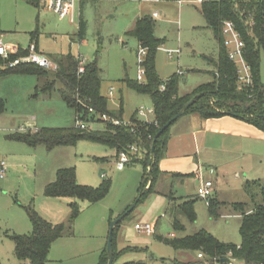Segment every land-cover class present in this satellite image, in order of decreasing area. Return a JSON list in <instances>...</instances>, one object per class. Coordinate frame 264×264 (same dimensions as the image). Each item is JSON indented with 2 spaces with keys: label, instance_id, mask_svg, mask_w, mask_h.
Instances as JSON below:
<instances>
[{
  "label": "rangeland",
  "instance_id": "1",
  "mask_svg": "<svg viewBox=\"0 0 264 264\" xmlns=\"http://www.w3.org/2000/svg\"><path fill=\"white\" fill-rule=\"evenodd\" d=\"M181 2L179 8L174 4L155 6L140 0H85L75 7L74 21L70 22V17L58 19L40 4L35 7L27 0H0V31L6 45L27 48L36 42L38 52L54 62L70 53L84 62L95 63L100 70V93L107 99L108 108L117 109L121 100L122 122L127 124L135 116L151 123L153 116L144 118L136 114L140 107L152 109L149 96L129 89L123 82L136 81L138 43L127 36L136 18L157 12L159 17L152 21L160 45L154 55V70L161 82L181 72L180 95L211 81L214 67L210 61H216L219 55V43L201 14V5L196 0ZM174 51L178 54L169 57L168 53ZM258 65L259 78L264 83L263 51ZM39 85L40 80L33 75H0V160L6 163L7 171L5 179L0 180V264H20L13 255L10 237L31 234L27 209L49 224L63 226V236L50 246L48 264H102L111 223L133 205L114 231L112 264H173L174 261L215 264L214 260H197L198 253L175 251L163 241L170 240L171 234L179 239L205 232L222 244H240L241 214L262 204L263 144L227 150L217 158L216 167H196L179 178L167 176L162 180L160 159L151 192L136 204L143 177L139 162L118 171L114 151L99 144L82 141L73 147L49 150L44 145L33 147L13 139L24 132L74 127L75 117L63 102L59 87L47 93L36 91ZM109 88H113V96H109ZM87 128L102 130L103 125L94 122ZM138 155L137 159L143 154ZM67 168L74 169L78 185L90 188H97L104 176L103 180L110 182L109 192L94 204L45 197L44 189L55 181L57 171ZM209 168L213 169L211 175ZM195 175L202 181L211 180L216 188L209 197L214 200L211 210L205 200L196 196L199 180ZM182 201H194V222L175 214V207ZM70 203H75L79 211L73 221ZM174 219L179 229L173 228ZM136 223L155 225L154 235L137 233Z\"/></svg>",
  "mask_w": 264,
  "mask_h": 264
},
{
  "label": "trees",
  "instance_id": "2",
  "mask_svg": "<svg viewBox=\"0 0 264 264\" xmlns=\"http://www.w3.org/2000/svg\"><path fill=\"white\" fill-rule=\"evenodd\" d=\"M27 2L35 7L38 4V0H27ZM200 5L202 16L219 43L218 58L216 61H211L214 71L211 73L210 82L201 84L189 93L180 95L178 89L180 76L170 77L165 82L159 80L154 70V55L160 41L154 34L153 19L145 16L137 20L131 31L127 33V36L133 37L137 41L138 46L147 49L143 62L144 81L142 84L137 81L123 82L129 89L149 96L154 113L151 123L139 121L135 116H131L127 124L114 125L109 121H102L99 117L106 115L108 118L122 123V105L120 104L115 111L110 110L107 99L100 93V70L96 64L86 62L83 65V72L78 73L81 60L68 53L55 61L57 70L52 73L34 65H21L1 71L0 74L33 75L40 80V87H36V91L50 93L54 88L59 87L60 96L65 105L71 109L74 117L79 116L87 125L94 122L101 123L103 129L48 128L33 133L24 132L14 135L13 139L33 147L44 145L49 150L58 146L73 147L78 142L86 141L113 150L116 158L120 152L127 151L129 147H136L138 154H143L142 157L135 158L132 162H139L143 167V177L139 187L140 194L136 201L138 204L152 190L157 164L163 158L167 148L168 130L175 122L171 123L155 139L156 134L190 103L191 105L186 108L183 116L197 114L203 119L231 116L248 122L264 133V83L260 81L258 69L259 54L261 51L264 52V34L260 30V22H257L254 36H247L246 27L242 22V14L252 11L257 5L253 1L243 2L242 0L202 2ZM257 9L259 10L260 7L257 6ZM225 21L232 22L236 26L245 42L246 61L252 75L250 88L237 89L236 68L227 58L221 35L222 24ZM21 55L23 52L20 50L10 59L13 60ZM161 86H164L163 91H160ZM89 109L92 110L91 113ZM148 169H150L149 172ZM101 179L97 188L81 186L75 181L73 168L61 169L57 171L55 181L45 187L44 196L47 198H68L94 204L102 200L110 189V182ZM149 183L150 186L146 189ZM260 195L262 204L255 207L254 210L241 214L239 226L241 241L238 246L222 244L205 232L179 239L173 237L163 241L175 251L201 253L206 260H216L221 264H227L230 260L243 264H264V184ZM169 200L171 202L172 197ZM206 202L208 209L211 210L214 200L208 199ZM193 203L194 201L180 203L175 207V214L180 213L189 222H194ZM69 208L71 210L70 219L73 221L79 211L75 203H70ZM26 213L32 232L30 235H12L10 237L14 247L13 255L20 264H48L47 256L50 246L63 236V226L45 222L31 209H27ZM117 225L112 232V248ZM173 228H180L176 219H174ZM114 260L115 251L113 248V262ZM102 264H107L106 253ZM173 264L190 263L174 261Z\"/></svg>",
  "mask_w": 264,
  "mask_h": 264
},
{
  "label": "built area",
  "instance_id": "3",
  "mask_svg": "<svg viewBox=\"0 0 264 264\" xmlns=\"http://www.w3.org/2000/svg\"><path fill=\"white\" fill-rule=\"evenodd\" d=\"M85 0H38V3L42 6L43 9H46L56 15L59 19L72 18V13L77 5H80ZM145 3H162L167 1H174L178 5H181L180 0H140ZM256 3L260 9H257V6L252 9V11L243 15V24L246 27L247 36H254V29L257 26V22H260V30L264 34V0H252ZM202 0H196V3L201 4ZM153 18L157 17V14L152 15ZM221 35L223 37V46L225 47L226 55L228 60L236 68V84L238 90H243L250 88L252 85V75L249 64L246 61V52H245V42L243 41L242 35L237 30L236 26L229 21H225L222 24ZM257 41V40H255ZM18 49L14 47H8L2 38L0 37V71H6L13 69L21 65H34L39 68H42L47 71L55 72L57 70V65L47 57L42 54H39L36 51V48L33 44L28 46L23 52V55L16 57L11 60L10 57L18 53ZM147 54V49L142 46H138V51L136 54V81L139 84H142L144 81L145 70L143 68V62ZM172 54H178V51L173 53H168V56L171 57ZM84 62L81 60L78 73L83 72ZM178 76H182V73L179 72ZM164 86L160 87V91H163ZM109 96L113 95V89H110ZM91 113L92 110L89 109ZM136 114L140 117L154 116L153 109L144 110L140 107L137 109ZM102 121H109L114 125L125 124V122H120L117 120H112L106 115H101L99 117ZM74 127L78 129H85L87 124L84 123L79 116H75ZM138 150L136 147L131 146L125 152H120L116 158L115 167L118 171H121L127 164H130L136 158ZM6 175V163L3 160H0V179H3ZM104 176H101L103 178ZM213 185L210 181H201L199 187L197 188V197L207 201L212 195ZM134 230L137 233L152 236L155 233V226L150 224H140L136 223L134 225ZM169 238H173V235H170ZM197 260H204V256L201 253L196 255ZM215 264L218 263L214 260ZM234 260H230L227 264H235Z\"/></svg>",
  "mask_w": 264,
  "mask_h": 264
},
{
  "label": "crops",
  "instance_id": "4",
  "mask_svg": "<svg viewBox=\"0 0 264 264\" xmlns=\"http://www.w3.org/2000/svg\"><path fill=\"white\" fill-rule=\"evenodd\" d=\"M147 4L155 5V6L174 4L177 5V7L179 8L181 7V5H178L174 1H167L157 4L156 3H147ZM154 13L157 14L155 10L152 11L150 18L157 19L159 17L158 14L156 18L152 17ZM145 16L149 17V15L141 16L139 18H136L135 22ZM74 17H75V9L72 13V18H69L70 22L74 21ZM0 37L4 39V34L1 31H0ZM80 42H82V40H80ZM7 45L8 47L17 48L19 51L20 50L24 51L26 49V48H21L19 45H12V44H7ZM33 45L35 46L36 51L38 52L36 42ZM44 56L47 57L46 55ZM85 63L86 62H84V64ZM210 73H212V71ZM110 89L113 88H109L108 93ZM119 104L122 105L121 100L119 101ZM117 109H110V110L115 111ZM172 126L174 127L169 135L167 148L165 151V157H163L159 162V171H161L164 174L162 180H164L165 178H169L167 176L176 177V178L187 176L189 172L194 170L196 167L197 169L198 167L202 169L203 166L205 165H207V167H212V165L216 167V165L219 164L216 163L217 158L219 159L221 153H225L227 150L228 151L234 150L236 148H239V146H241L244 149H248L256 144L264 145V133L262 131L258 130L248 122H245L243 120L231 116L225 115L217 118L203 119L197 114H190L180 117V119L177 120ZM192 154L194 157H192ZM114 160L116 161L115 152H114ZM212 171L213 169L211 168L208 169V173L210 175ZM6 175H7V171H6ZM5 177L0 180H4ZM194 178H197L199 180V185H200L202 180L196 175L194 176ZM207 181L212 182L211 180H207ZM213 189L214 191L212 192V194L216 192V188H214V186ZM51 199H66V198H51ZM182 202H186V201H182ZM175 203L177 204V202Z\"/></svg>",
  "mask_w": 264,
  "mask_h": 264
},
{
  "label": "water",
  "instance_id": "5",
  "mask_svg": "<svg viewBox=\"0 0 264 264\" xmlns=\"http://www.w3.org/2000/svg\"><path fill=\"white\" fill-rule=\"evenodd\" d=\"M191 103L189 105H187L184 109H182L175 117H173L165 127H163L157 134H156V138H158L160 136V134L163 132L164 129H166L171 123L175 122L177 119H179L180 117H182L185 113V110L188 106H190ZM150 171V169H148V172ZM150 186V183L148 185V188ZM135 205H133L126 213H124L123 215H121L116 221L112 222L110 225V229H109V235H108V239H107V245H106V255H107V264H112L113 263V248H112V232L114 227L120 222L122 221V219L132 211V209L134 208Z\"/></svg>",
  "mask_w": 264,
  "mask_h": 264
}]
</instances>
